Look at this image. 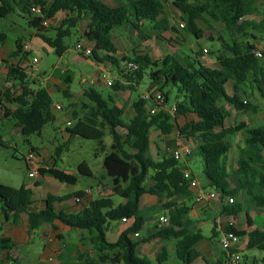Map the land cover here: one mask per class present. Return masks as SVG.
I'll list each match as a JSON object with an SVG mask.
<instances>
[{
    "label": "trees",
    "instance_id": "1",
    "mask_svg": "<svg viewBox=\"0 0 264 264\" xmlns=\"http://www.w3.org/2000/svg\"><path fill=\"white\" fill-rule=\"evenodd\" d=\"M31 2L42 8V17L33 16L30 12ZM167 0H122L118 6H110L102 0H54L46 5L44 0H0V18L8 17L17 8L27 14L29 24L36 29V36L43 43L61 56L66 50L64 39L71 35V29L76 27L79 20L91 13L87 30L83 37L93 43L92 58L99 63L114 66L123 75L124 82L117 81L111 85L114 92L129 90L133 92L143 77V70L151 68L149 74V89L157 87L166 97L164 88L172 86L177 91L175 102L177 111L171 116L165 111H159L148 116L146 103L139 96L132 103L133 116L128 122L123 120L124 112L114 104L112 98L108 101L92 91L85 93L90 104H83L80 113L72 112L75 124L66 129L70 137L78 136L86 140L97 141L101 149L104 130L107 129L112 144L110 152L104 156L103 168L112 184V193L123 202L113 207L110 199L90 200L79 210H69L57 207L75 197L81 201L83 191L54 196L47 194L42 201L43 207L36 209L32 199V189L25 184L13 188L0 184V214L4 219L12 217L16 224L20 215L27 216V223L33 227L43 224L53 225L59 222L71 229L84 231L95 258L79 255L69 264H162L168 254L162 248L156 261L147 257H138L136 247L141 243L155 239L175 240V256L182 264H192L199 257L195 245L201 240L199 232H192L191 222L187 218L188 207L178 204L179 199H190L192 196L189 181L184 179L183 166L173 159L170 154L154 159L150 152L151 128H155L163 136L170 135L174 130L183 138H196L199 144L196 154L203 163V174L208 181V188L220 197H227L228 202L222 208V214L236 216L242 211V204L235 201L240 191H244L247 201L254 208H264V127L248 128L245 123L230 127L225 126L228 112L220 101L225 102L237 112H255L256 106L241 99L247 91H256L264 100V49L262 57L253 55L255 49L250 42H238L234 34L247 36L248 29L264 34V18L258 22L241 18L256 12L257 0H173L171 5L180 13L184 23L182 31L197 39L201 36L197 24L209 25L219 23L222 37H219L221 49L215 55L219 69H211L202 65L194 57L178 59L173 55H165L158 60H152L147 55L134 53L129 58H116V46L112 41V30L128 23L141 35L140 22L153 23L164 14ZM64 12L61 26L53 29L55 37L46 36L42 26L44 19H51L56 13ZM168 20L164 19L156 30H168ZM171 30H174L171 28ZM226 37V39H224ZM252 39L254 38L251 35ZM158 40L164 39L157 35ZM7 35L0 31V44L4 43ZM16 51L11 57L19 58L20 64L11 63L7 68V76L16 84L21 92L15 94L7 90L3 93L4 100L15 106L14 109L3 108V118L16 121L19 132L24 137L40 135L46 125L54 122L52 100L44 88L31 90L27 81L26 69L21 65L29 55L22 52L20 41L15 43ZM133 62L138 69L130 71L126 63ZM123 64L125 71L121 69ZM121 69V70H120ZM60 81L68 88L72 83L69 71L62 73ZM231 82L233 95L225 91V85ZM68 97V92L63 93ZM1 102V100H0ZM194 114L195 122H188L179 127L176 120ZM244 131V147L238 149L237 169L233 171L238 177V186L233 187L230 174L226 172V155L230 149L229 137ZM0 147L5 148L6 142L0 136ZM66 145L58 146L52 156L54 162L51 168L39 169V175H48L61 184L74 186L78 177L74 174L57 169L56 162ZM33 150V149H32ZM78 176L93 177L85 163L77 166ZM151 182L150 184H147ZM33 186H38L35 183ZM145 195L164 198L161 210L168 211V223L156 226L154 231L139 241L132 238L144 227L145 216L141 211L142 198ZM80 203V202H79ZM79 203H75L78 205ZM107 208V212H104ZM108 218L132 220L125 230L121 231L114 242L107 239L109 230ZM240 238L245 237L244 231L235 230L231 224L223 229ZM13 247L11 240L0 239V250L9 251ZM248 249H255L264 254V233L258 229L249 234ZM72 250H69V253Z\"/></svg>",
    "mask_w": 264,
    "mask_h": 264
},
{
    "label": "rangeland",
    "instance_id": "2",
    "mask_svg": "<svg viewBox=\"0 0 264 264\" xmlns=\"http://www.w3.org/2000/svg\"><path fill=\"white\" fill-rule=\"evenodd\" d=\"M173 0H167L165 4V11L164 16L167 20H173L178 27L182 21L180 20L179 16L180 13L171 5ZM201 2L205 0H199ZM256 5V13L255 15L248 19L252 22H257L258 20L264 17V7L259 4L258 2ZM35 16V15H33ZM61 20L58 18L51 27L58 28L61 26ZM198 27V34L204 38L197 39L194 36L190 35L187 38V43L185 46V50L194 47L195 42L209 50L211 54L208 53H201L205 55H216L217 51L221 49V43L219 41V37H222L221 28L222 26L219 23L210 22L209 25L205 23L199 22L197 24ZM48 31L46 35L50 38L55 37V31L53 29L47 28ZM179 29H181L179 27ZM78 28L71 29V35L64 39V45L66 46V50L63 52L61 56L57 55L53 49L48 47L44 44L38 37H35L36 29L31 27L29 24V17L27 14L21 13L17 8L6 18H0V31L4 32L7 35V40L5 45L1 47L0 45V58L6 60L8 63H15L20 64L19 58L11 57L14 49V43L17 39H20L23 43L30 44L31 52L29 53L28 57L24 62H21L22 66L26 69L28 73L27 81L29 83V87L44 88L47 90V87L44 85L43 87H39L37 85H32V81H34V76H38L42 79H47L48 77L53 78H61L62 74H60L62 68L66 69L72 74V83L69 84V91L72 94L71 97H66L62 94L61 91H54L50 92V97L52 100V107L53 108V116L54 122L50 125H46L40 135H32L29 137H24L18 131L16 121L12 118H2L3 108V93L7 90H11L13 92H21L17 86L13 88L11 86V82L8 81L6 76V64L2 63L3 70L0 72V136L6 142V147H0V184L18 188L22 184L32 183L34 179H29L27 176L28 169L27 163L24 160L25 155L32 150V148L41 149L38 150L41 152V159L38 160L39 168L46 170V166L51 164V157L55 149L60 145H66V149L63 150L59 159L56 162L57 169L62 171L74 174L78 177V182L75 186L69 185H61L56 180L53 179V183H49L45 179L37 178L40 182L39 186L35 188L33 191V198L35 200H40L46 194H57L62 195L65 194L68 190L75 191V190H86L90 189L91 193V200L103 197H111L114 204H118L122 201V199L118 196H115L111 189L112 184L111 182H104L101 181V176L104 173L103 168V159L106 154L110 152V146L112 144V138L107 129L104 130V137L102 139V145L105 146V150L101 149V145L98 144L97 141L94 140H86L78 136L68 137L64 129L66 128V122L70 121L72 126L75 124L76 120L72 117V112L80 113L83 104H90L91 102L88 100L86 96L82 94L83 91L89 92H96L98 93L102 99L105 101L109 100V97L117 101L119 105H121L122 110L124 112L123 120L128 122L132 115V102L136 100L139 96H142L144 92L149 89L150 86V78L149 74L151 72V68H145L143 70V77L140 80L138 87L131 93L129 90L120 91L118 95H115L113 88L107 86L106 84H102V77L104 76L105 80L111 81L115 83L120 81V77L123 78V75L120 76L119 71L114 66H110L108 70L101 72L98 66L92 64L94 59L92 57L84 58L81 56L76 50L75 45L77 42L80 41L79 34L77 33ZM249 32L252 33L254 38L252 39L251 36H242L238 34H234V38L238 42H250V43H257L261 44L264 48V34L258 33L253 29H248ZM209 36L205 38V36ZM226 39V37H224ZM114 40L121 49V42L122 34L121 31H115L114 33ZM131 44L134 49H136V45L140 44L139 38L128 39V44ZM262 49V48H261ZM185 50H181L178 52V57L181 56L182 53H186ZM263 50V49H262ZM35 57L38 59V71L32 72L30 71V65L32 62V58ZM214 57V56H213ZM214 59V58H213ZM4 64V65H3ZM57 70L55 71V69ZM123 70L126 69L123 67ZM99 77V82L96 81L97 77ZM81 79L86 80V82H82ZM124 79V78H123ZM125 81V80H124ZM63 84V83H62ZM64 85V84H63ZM165 94L167 95V105L170 106L174 104L177 100V91L172 86H167L164 89ZM228 90V87L225 88ZM247 97L251 105L256 106L255 112H239L237 115L234 113V110L225 106L226 111L231 116L228 117L226 122L233 123V115H235V120L237 122L244 121L248 124V128L254 127H264V100L259 96L256 91H247ZM115 95V97H114ZM243 97V95H241ZM56 105L58 108H56ZM7 107V106H5ZM13 109V106H10ZM147 108V106H146ZM81 114V113H80ZM177 133L174 130L173 135ZM159 132L157 129H151L150 131V138H151V153L153 157H156L157 151L155 145L157 144L160 149L164 150V145L160 142ZM238 138L236 139V137ZM245 137L244 131L237 133L236 135H232L229 137V142L232 146V143L236 142L237 145L243 144V138ZM236 140V141H235ZM167 146V143H166ZM243 146V145H242ZM168 153L165 152V155ZM236 161L238 159V153L235 150ZM191 156V155H190ZM187 156L188 166L190 170L196 174H201L203 170V163L200 156L194 152L191 157ZM37 157V154H36ZM186 158V157H185ZM184 158V159H185ZM180 166H183L184 162L183 159L179 161ZM81 163H85L88 168L91 170L93 177H83L78 176L77 174V166ZM232 164H235V159L233 158L231 161ZM35 164V161L34 163ZM234 166H230V170L228 172L231 173ZM236 168V167H235ZM106 175V174H105ZM39 176V175H38ZM37 176V177H38ZM48 176V175H47ZM49 177V176H48ZM108 178L107 176L105 177ZM232 181L236 183V175L232 176ZM100 182L99 191L96 192V185ZM148 182L147 184H150ZM93 198V199H92ZM79 204V207H83L86 205L88 200ZM242 204L243 212H247L253 219L256 225L260 224L264 221V217L262 215H253L254 208L251 206L249 201H247V197L244 196L238 197L237 199ZM164 202V198H157V197H149L145 196L143 202L141 203V211L146 218H151L155 223L158 222V216L162 213L167 214V211H162L161 206ZM72 203V202H71ZM108 210L104 208V212L106 213ZM110 228L107 232V239L110 242L115 241V233L112 230L119 226V220H114L108 218ZM201 233L205 236L211 235V226L208 224L201 226ZM82 235L80 234H67L65 235L67 244H63L59 246V243L56 241V245L59 248V255L57 260L53 264H69L71 259V252L73 251V245L77 244V238H84L85 246L88 251H90V245L87 240V234L84 231H81ZM34 243V252L28 254V257L31 258L34 262L38 259V256L41 255L43 247L45 246V240L41 239L38 235H35L32 239ZM78 242H81L80 239ZM166 250H167V261L162 264H180L175 256V252L173 250L174 241L167 240L166 242ZM61 244V243H60ZM23 254L29 251L27 247L19 248ZM91 254V253H90ZM95 255V254H94ZM257 256L260 257L261 254L258 251H247L244 252L243 261L241 264L248 263L247 257ZM31 260L26 262L25 264H31Z\"/></svg>",
    "mask_w": 264,
    "mask_h": 264
},
{
    "label": "crops",
    "instance_id": "3",
    "mask_svg": "<svg viewBox=\"0 0 264 264\" xmlns=\"http://www.w3.org/2000/svg\"><path fill=\"white\" fill-rule=\"evenodd\" d=\"M44 1H45L46 5L48 6L54 0H44ZM102 1L105 4L110 5V6H118V5L122 4V0H102ZM33 5H37V4H35L34 2H31L30 7ZM255 13L251 16L244 17L243 19L248 20L250 17L252 19V17L255 15ZM65 16H66V13L58 12L51 19H45L46 25L45 26L42 25V26L46 29V31H48L47 28L55 29V28L51 27V25H53L58 18L60 19V17H62V20H61V23H62ZM90 16H91V13H88L87 15H85L83 17V19L79 20L76 24V27L78 28L77 33L79 34V37H80V41L77 42L76 45L80 44L81 49L78 50L76 48V45H75V50L84 58L92 57L91 56L92 53L90 55H86L85 50L92 51V49L94 48L93 43L89 42L88 40H86L83 37L84 32L88 28ZM164 19H166V18L164 16V14H162L153 23L140 22L139 23V27H140L139 31H140L141 35H138L137 31L133 28V26H131L128 23H124L122 26L114 28L112 30V41L114 42L116 49H117V52L115 55L116 58L117 59H121L123 57L129 58L134 53H137V54L147 55L152 60H158L165 55H173L174 57H176L178 59H184L185 57H194L199 52L203 53L204 50H206L207 53L209 52L211 54V52L209 50L201 47L198 44V42H195L194 47L189 48L188 50H185L187 38H189L190 35L184 34L182 29H179V27L183 28V24H184L183 22L180 23L179 26L177 27L173 20H168V26H169L168 30H165V31L156 30V27H158V25ZM260 20H262V19H260ZM260 20H258V21H260ZM171 28H173L174 30H171ZM117 30L121 31L122 39H123V41L121 42V45H120L121 46L120 50H119V47L117 46L116 41L114 40V33ZM157 35H160L164 40L163 41L158 40ZM247 35L251 36L252 33L247 31ZM35 37H37L36 34H35ZM207 37H209V36L208 35L205 36V38H207ZM134 38L140 39V44L136 45V49H134L130 43L128 44V39L131 40ZM202 38H204V36L201 37L200 39H202ZM17 40L20 41V44L22 46V52H25V51H27L29 53L31 52L30 44L23 43L20 39H17ZM16 41H15V43H16ZM5 42L0 44L1 47L5 45ZM15 43H14V49H12L13 52L16 51ZM251 44H253L256 49H259V50L264 49L261 44H257V43H251ZM25 46H27V49L24 48ZM181 50H185L186 53H182L181 56L178 57L177 54ZM15 58H17V57H15ZM197 59L199 60V62L202 65H204L208 68L219 69V65L216 62L215 55L201 54L200 56L197 57ZM2 63L6 64V71H7L8 65L11 63H8L6 60H3L0 58V72L3 70V67H4V66L2 67ZM92 64H94L95 66H98V68L100 69V74H101V72L108 70L110 68L109 64L99 63L95 60H94V62H92ZM120 67L123 70V64L120 63ZM56 70H57V68L55 69V71ZM65 71H67V70L62 68L60 74L64 73ZM26 73H27V71H26ZM27 75H28V73H27ZM6 76H7V73H6ZM99 77L100 76L97 77L96 81L100 83ZM0 78H1V76H0ZM7 79L9 82H11V86L13 88H15L17 86L16 84H14V82L11 79L8 78V76H7ZM81 81L86 82V80H84V79H81ZM121 81L124 82L123 79H121ZM101 83L106 84L103 79H102ZM32 85H33V87H34V85H37L39 87H41V86L43 87L45 85L47 87V90L46 89L45 90L48 92V94H50V92H54V91H57V92L61 91L62 94L64 92H68V97L72 96V94L69 91V86L67 88L65 85L62 84V82L60 81L59 78H53L52 76L48 77L47 79H42V78H39L38 76H34V81H32ZM226 87H228V90H225L226 93L229 96H232L233 95L232 83L231 82L227 83L225 85V88ZM17 88H19V87L17 86ZM154 88H157V87H154ZM30 89H31V87H30ZM32 89L36 90L35 87ZM11 92H13V91H11ZM85 93H87V92L86 91L82 92V94L84 96L86 95ZM114 93H115V95H118L120 93V91L114 92ZM15 94H18V92H15ZM115 95H114V97H115ZM247 95L248 94L243 95V97L241 96V99L244 103H245V101L250 103ZM113 101L117 107L122 109L121 105H119V103H117V101H115L114 99H113ZM3 102H4V104L2 105V107L7 106L6 107L7 109H11L10 106H13V105L7 103L4 99H3ZM218 104L221 106H224V108H225V106H228L223 101H220ZM13 107L15 108V106H13ZM53 108L54 107H52V112H53ZM229 108L231 109V107H229ZM132 111H133V109H132ZM249 112H251V111H249ZM234 113L237 115L239 112L234 110ZM232 115H233V118L235 119V115L234 114H232ZM229 116H231V114H229L228 117ZM228 117H227V119H228ZM2 118H3V114H2ZM234 119H232L233 123L229 122L230 124H228V122L225 121V126L230 127V126H233V125L238 124V123H245L244 121L237 122L236 120L234 122ZM196 120H197V118L194 114H188L186 117H179L176 120V124L179 127H182L186 123L195 122ZM68 122L71 124L70 121H67L66 124ZM245 124H247V123H245ZM70 127H72V124L70 125ZM247 127H248V124H247ZM66 129H67V127L64 129V132H66ZM151 129H155V128H151ZM151 129H150V131H151ZM18 131H19V129H18ZM173 133H174V131H173ZM173 133H171L170 135H167V136H163L159 133L158 138H159L160 142L163 143L164 150L163 149L161 150L160 147L156 144L155 148H156L157 154H156V157H153L154 159H158L160 156L165 155V152L170 154V152L174 148H176L177 146L189 147L191 149V156L194 154V152H196V147L199 144V140H197L196 138H183V137H180L178 135V133H176L175 135H173ZM66 134L68 137H70L67 132H66ZM149 137H150V134H149ZM237 138H238V136L236 137V139ZM166 143H167V146H166ZM243 147H244V142L241 145H237L236 142H234V143H232V146H230L229 152L226 155V172L228 174H230V181H231V184L233 187L238 186V177L237 176H236V183H234L232 181V176L235 175V174H233V171L237 169V161H236V155L237 154H235V150H236V152H238V149H242ZM32 149L37 154L35 165L39 168L38 160H40L42 157L41 152H40L41 149H37L34 147ZM38 150H40V151H38ZM150 152H151V138H150ZM263 155H264V153H263ZM233 158L235 159V164L231 163ZM51 160H52V157H51ZM183 162H184L183 168H182L183 171H188L191 174L192 182L189 181V185L191 187L192 196L190 199H183V200L179 199L178 204L179 205L184 204L188 207L187 218L191 222L189 229L192 232H199L202 236L201 240L195 245V249L198 252L199 257L196 260H194V262L192 264H220L224 260V253H223V251H222V249L218 243V240H219L221 233L223 232V229H225L230 224L235 230L244 231L246 233L245 237L241 238V244H240V252L242 255V261H243L244 252L258 251L255 249H248L247 248L248 242H249V234L251 233V231H253L255 229H258V230L263 232L264 221H262L260 224L256 225L254 223V219L247 212H243V208H242V211L239 214H237L236 216H228V215L222 214V208H223V206L227 205L228 198L227 197H220L217 193H215L213 190L208 188V186H207L208 181L205 178L203 172H201V174H199V175L194 174L188 166L187 157L185 159H183ZM53 164H54V162L52 160L51 164L47 165L45 168L46 169L51 168L53 166ZM230 166H234L231 173L228 172V169L230 170ZM102 175H104V177L101 176L102 183L110 181L109 178H107V179L105 178L106 177L105 171ZM37 178H42V179H45L46 181H48L49 183H53L52 177H50V176L48 177L47 175H44V176L39 175L38 177H36L35 180H33L32 183L25 184L32 189V192L40 184V182L38 181ZM56 182H58V181H56ZM35 183H37L38 186H33ZM59 184H61V183H59ZM61 185H67V184H61ZM69 186H71V185H69ZM99 186H100V182H98L96 185V192L97 193L100 192ZM77 191H82V190H79V189L75 190V191L68 190L67 192H65V194L74 193ZM199 192H201L203 194H208V193L213 192V193H215L216 197L210 201L203 200L200 202H196L195 196ZM33 194H34V192H33ZM33 194H32V199L36 202L35 208L41 209L43 207L42 201L45 199L47 194L45 196H43L40 200H35L33 198ZM65 194H62V195H65ZM51 195L58 196L57 194H51ZM145 196L154 197V196H150V195H145ZM145 196H143L142 202H143ZM239 196L242 197V199H243V197L246 196L245 192L240 191L238 193V195L235 197L236 202H239L237 200ZM89 198L91 200V195L84 196V198L80 201L79 204L81 205V202L83 203L85 201V199L88 200ZM99 199H110L113 203V200L111 199V197L97 198V199H93V200H99ZM90 200H88V201H90ZM122 202H123V200L120 203H122ZM78 205H76L74 200L71 199V200L66 201L64 203L57 204V207L58 208L61 207L64 209H69V210H79L82 207H79ZM113 205H114L113 207H115L117 204L113 203ZM140 208H141V206H140ZM167 215H168V211H167V214L162 213L161 215H159L158 219H159V217L168 218ZM253 215H262L264 217V208L254 209ZM131 223H132V220H126L125 222L119 221V224H118L119 226H117V228L112 230L113 233H115L114 234L115 240L117 239V237L121 233V231H123L127 227H129L131 225ZM208 223L211 226L210 237L203 235L201 233V230H200L202 225H205ZM156 226H159L158 222L155 223L153 220L151 221L150 217L146 218L145 223H144V227L139 231L138 237H133L132 239L134 241L141 240L143 237L151 234L154 231ZM109 228H110V224H109ZM67 234H80V236H81L82 232L80 230L71 229L65 225H62L59 222H54L53 225L43 224L39 227H33L27 223V216L25 214H21L17 223L14 224L11 216L8 217V219H4L2 214H0V239L1 238H7V239L11 240V242L13 243V247L9 251L0 250V264H25L26 262L31 260V258L28 257V254L34 252V243L32 242V239L34 238L35 235H38L39 237H41V239L45 240V246L43 247L41 255L38 256V258H37L38 260L36 262L31 260L32 261L31 264H53L57 260L58 255H59V248L56 245V241H57V243H59V246L63 245L64 243L67 244V242L65 241L66 240L65 235H67ZM79 239L81 242H78ZM169 240H173V239H169ZM76 241H77V244L73 245V252L70 254L72 261L75 260L79 255H84V256H87L88 258H95L93 251L90 250V251H88V253L86 252L87 249H86V246L84 243L85 242L84 238H82V237L77 238ZM166 241L167 240L155 239V240H152L150 242L141 243L136 247V255L138 257H147L152 262H155L158 254L161 251V249L162 248L166 249V243H165ZM173 241H174L173 250L175 252V243L176 242H175V240H173ZM22 247H27V249L29 250L26 253V255L23 254L21 251H19V248H22ZM258 252H260V251H258ZM260 254H261V256L258 258H257V256L247 257L248 263H244V264H264V254L261 252H260ZM58 264H60V262H58ZM180 264H182V263L180 262Z\"/></svg>",
    "mask_w": 264,
    "mask_h": 264
},
{
    "label": "built area",
    "instance_id": "4",
    "mask_svg": "<svg viewBox=\"0 0 264 264\" xmlns=\"http://www.w3.org/2000/svg\"><path fill=\"white\" fill-rule=\"evenodd\" d=\"M257 1L259 4H261L264 7V0H257ZM30 12L35 16L43 18L42 8L38 5L31 6ZM243 20L244 19L241 18L239 21L241 22ZM42 25L43 26L46 25L45 19L43 20ZM24 48L27 49V46H25ZM76 48L78 50H80L81 45L77 44ZM203 53L206 54L207 51L204 50ZM252 53L256 58L262 57L261 50H259V49L255 48ZM85 54L90 55L91 51L85 50ZM37 64H38V59L35 57L32 58V62L30 65L31 73L38 71ZM126 68L130 71H135L138 69V65L133 63V62H128V63H126ZM102 79L105 81L107 86L112 85L111 81L105 80L104 77H102ZM141 98L146 103V106H147L146 112H147L148 116L149 115L153 116L156 113H158L159 111H165L169 115L173 116L177 111V107H176L175 103L170 105V106L167 105L166 97L158 88L148 89L146 92L143 93ZM56 108H58V107L56 106ZM70 125L71 124L68 122L66 124V127L69 128ZM189 155H191V149L187 146H177L176 148H174L170 152V156L177 161H180ZM36 158H37L36 153L33 150H30L24 157V160L27 163V165H26L27 169H28L27 176L29 179H34L39 175V172H38L39 168L35 164H33L34 161H36ZM183 176H184V179L192 182L191 174L188 171H183ZM83 192H84V195L87 196L91 193V190L86 189ZM215 197H216V195L213 192L208 193V194H203V193L199 192L195 196V200H196V202H200L203 200L210 201V200H213ZM74 202L79 203L80 202L79 198L75 197ZM228 202L231 203L232 200L228 199ZM121 221L125 222L126 220L122 219ZM167 223H168L167 218L159 217V219H158L159 226H165V225H167ZM263 233H264V229H263ZM133 236L138 237V233H135ZM218 243H219V245H220V247L224 253V260L220 264H241L242 255L240 252V244H241V238L240 237H238L237 235L231 234V233L222 232L220 237H219Z\"/></svg>",
    "mask_w": 264,
    "mask_h": 264
}]
</instances>
